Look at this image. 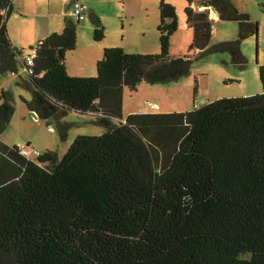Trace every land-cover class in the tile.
Instances as JSON below:
<instances>
[{"label":"trees","instance_id":"trees-1","mask_svg":"<svg viewBox=\"0 0 264 264\" xmlns=\"http://www.w3.org/2000/svg\"><path fill=\"white\" fill-rule=\"evenodd\" d=\"M12 1L0 0V75L25 68L18 84L31 94L27 108L52 121L61 141L71 111L94 116L105 132L76 137L61 158L46 151L27 159L0 142V264H264V65L260 94L122 116L124 90L175 83L211 53L244 69L240 44L258 24L230 0H203L200 11L185 0L193 55L170 57L177 18L160 0L157 54L108 48L94 77H72L65 58L76 24L65 19L61 33L30 48L26 66L7 32ZM209 9L238 23L237 39L209 46ZM91 20L99 42L104 28ZM13 113L1 93L0 134Z\"/></svg>","mask_w":264,"mask_h":264},{"label":"rangeland","instance_id":"rangeland-1","mask_svg":"<svg viewBox=\"0 0 264 264\" xmlns=\"http://www.w3.org/2000/svg\"><path fill=\"white\" fill-rule=\"evenodd\" d=\"M77 1L87 5L88 11L81 22L76 23L71 19L77 26V38L75 49L66 54L65 58V66L70 73L82 71L81 73L85 74L81 76L94 77L96 62L93 57L100 55L94 51L104 45H115L110 48L121 49L124 45L126 51H129L128 54H139L136 51L139 48L142 51L145 46L150 51L156 47V51L159 52L157 26L160 0ZM164 1L175 8L178 24L177 31L170 38V57L192 56L193 52H189L192 30L187 27L184 14L188 6L187 2ZM201 1L203 0H192L191 8L196 11ZM230 2L238 13L248 15L252 23L258 24L257 35L245 38L240 44V52L246 62L245 68L235 67L226 53H211L194 61L189 73L175 83L149 85L142 82L134 92L124 90L123 117L129 110L148 111L153 104L158 105L160 110H174L179 107L188 109L187 105L190 102L192 104L193 98L196 107H200L218 99L261 93L258 66L264 65V0H230ZM66 3L62 0L12 1V10L7 19V32L12 46L21 52L19 62L29 55V49L38 41H42L52 33H61L64 20L70 19L66 16L70 2ZM91 13H94L93 17L97 18L104 28V38L99 42L93 39V29L96 26L91 20ZM210 21L212 33L209 46L237 39L239 35L237 22L214 18H210ZM141 30L145 31V37ZM78 70L80 72H77ZM25 74V68L20 64L16 75L10 73L0 75V94L4 92L7 95V100L14 109L10 122L0 134L2 144L9 148L28 147L39 153L50 151L61 158L76 137L99 136L105 132L103 127L92 123L94 116L80 115L71 111L61 120V123L69 126L65 140L61 141L52 121L47 125L45 121L36 119L28 110L26 103L31 101V94L18 84L20 79H25Z\"/></svg>","mask_w":264,"mask_h":264},{"label":"crops","instance_id":"crops-1","mask_svg":"<svg viewBox=\"0 0 264 264\" xmlns=\"http://www.w3.org/2000/svg\"><path fill=\"white\" fill-rule=\"evenodd\" d=\"M70 2V1H69ZM66 3V2H65ZM66 7L68 8V4L66 3ZM197 11H200V8H198L197 9ZM209 11V19L210 18H214V19H218V16H217V14H216V12L215 11H213L212 9H209L208 10ZM66 16H67V18H69V16H68V13H66ZM94 16V13H91L90 14V17H93ZM71 19V18H70ZM64 26V25H63ZM63 29V28H62ZM141 33H142V35H143V37H145V31L144 30H141ZM53 34V33H52ZM39 42V41H38ZM30 44H32V43H30ZM110 47H115V45H104L102 48H96V51H94L96 54H100V55H96L95 57H93V60H95V62L97 63V61H99L101 58V56L103 55V51L105 50V49H108V48H110ZM123 48V50L125 51V52H127V53H129V51H126V47L123 45L122 46ZM32 48V47H31ZM140 49V48H139ZM138 49V51H136V53H139V54H156L158 51H156V47L154 48V49H152L151 51L147 48V46H145L144 47V49L141 51V50H139ZM98 56V57H97ZM66 71H67V74L69 75V76H72V77H86V76H81V75H84L85 73H81L80 72V70H78L77 72H80V73H70L68 70H67V68H66ZM76 74H79V75H76ZM243 97H246V96H253V94H245V95H242ZM122 103H124V102H122ZM124 104H122V109H123V106ZM153 105H156V104H153ZM153 105L152 106H150L149 108V110L148 111H143V112H136V111H133V110H129L128 112L126 111V113H125V117L127 116V115H130V114H134V113H152V114H155V113H159V114H166V113H173V112H177V113H181V112H188V111H191L193 108H197L196 107V105L194 104V98L192 99V104H191V102H190V104H188L187 106H189V108L188 109H184V108H182V107H179V108H177V109H165V110H160L159 109V106L158 105H156L157 106V109L156 110H158L157 112H154L153 110H154V108H153ZM123 112V111H122ZM124 114V112L122 113V115ZM125 117H123V118H125Z\"/></svg>","mask_w":264,"mask_h":264},{"label":"built area","instance_id":"built-area-1","mask_svg":"<svg viewBox=\"0 0 264 264\" xmlns=\"http://www.w3.org/2000/svg\"><path fill=\"white\" fill-rule=\"evenodd\" d=\"M63 2H69L70 1V9L68 12L69 18H71L74 21L81 22L85 18V14L88 11L87 5L80 3L77 0H62ZM36 51L32 49L28 56L23 60V63L26 66H32L33 60L35 57ZM154 109H157L156 105H153ZM18 154L24 158L34 160L39 157L40 153L31 150L28 147H19L18 148Z\"/></svg>","mask_w":264,"mask_h":264},{"label":"water","instance_id":"water-1","mask_svg":"<svg viewBox=\"0 0 264 264\" xmlns=\"http://www.w3.org/2000/svg\"><path fill=\"white\" fill-rule=\"evenodd\" d=\"M32 113V115L37 119V116H36V114L35 113H33V112H31Z\"/></svg>","mask_w":264,"mask_h":264}]
</instances>
